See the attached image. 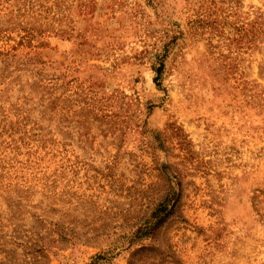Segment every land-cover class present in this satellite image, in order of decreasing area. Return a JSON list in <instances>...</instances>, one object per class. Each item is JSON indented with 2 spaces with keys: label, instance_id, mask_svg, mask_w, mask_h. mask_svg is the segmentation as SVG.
I'll return each instance as SVG.
<instances>
[{
  "label": "rangeland",
  "instance_id": "rangeland-1",
  "mask_svg": "<svg viewBox=\"0 0 264 264\" xmlns=\"http://www.w3.org/2000/svg\"><path fill=\"white\" fill-rule=\"evenodd\" d=\"M0 264H264V0H0Z\"/></svg>",
  "mask_w": 264,
  "mask_h": 264
}]
</instances>
